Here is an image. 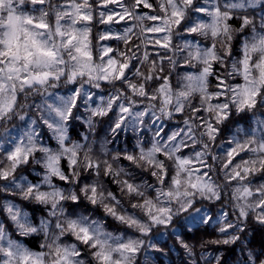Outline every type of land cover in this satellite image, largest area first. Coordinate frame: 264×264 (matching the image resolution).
Here are the masks:
<instances>
[{
	"label": "snow or ice",
	"instance_id": "6c2138e0",
	"mask_svg": "<svg viewBox=\"0 0 264 264\" xmlns=\"http://www.w3.org/2000/svg\"><path fill=\"white\" fill-rule=\"evenodd\" d=\"M0 264H264V0H0Z\"/></svg>",
	"mask_w": 264,
	"mask_h": 264
},
{
	"label": "trees",
	"instance_id": "16d2710c",
	"mask_svg": "<svg viewBox=\"0 0 264 264\" xmlns=\"http://www.w3.org/2000/svg\"><path fill=\"white\" fill-rule=\"evenodd\" d=\"M28 210H30V209H28ZM205 239H208V237H205ZM190 242L196 244V249L195 250H196L197 254H199V252L201 251L200 244H199V237L197 236L196 240H192ZM209 251H211V249H209Z\"/></svg>",
	"mask_w": 264,
	"mask_h": 264
}]
</instances>
